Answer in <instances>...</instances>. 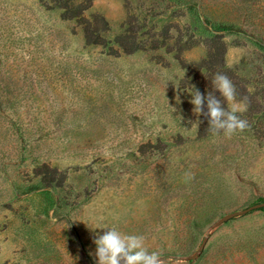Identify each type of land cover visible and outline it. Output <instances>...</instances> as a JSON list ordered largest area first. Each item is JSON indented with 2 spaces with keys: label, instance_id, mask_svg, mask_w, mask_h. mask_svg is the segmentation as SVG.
<instances>
[{
  "label": "rangeland",
  "instance_id": "obj_1",
  "mask_svg": "<svg viewBox=\"0 0 264 264\" xmlns=\"http://www.w3.org/2000/svg\"><path fill=\"white\" fill-rule=\"evenodd\" d=\"M217 72L246 98L231 138L189 103ZM263 201L264 0H0V264H95L104 226L163 264H264Z\"/></svg>",
  "mask_w": 264,
  "mask_h": 264
},
{
  "label": "clouds",
  "instance_id": "obj_2",
  "mask_svg": "<svg viewBox=\"0 0 264 264\" xmlns=\"http://www.w3.org/2000/svg\"><path fill=\"white\" fill-rule=\"evenodd\" d=\"M212 83L218 96L212 93L205 96L198 90L192 94L189 103L193 105L192 113L197 117L194 124L202 123L200 117L203 116L213 134L223 132L225 137L231 138L248 127V121L238 115L247 111L246 98L237 100L235 85L223 73L217 72ZM101 229L105 231L93 238L95 264H163L160 253L150 252L145 247L143 236L123 234L114 227L104 226Z\"/></svg>",
  "mask_w": 264,
  "mask_h": 264
},
{
  "label": "trees",
  "instance_id": "obj_3",
  "mask_svg": "<svg viewBox=\"0 0 264 264\" xmlns=\"http://www.w3.org/2000/svg\"><path fill=\"white\" fill-rule=\"evenodd\" d=\"M191 1V0H190ZM193 1V0H192ZM194 4H197V2H194ZM196 7V5H195ZM67 11L72 10L73 13L67 17L68 19L73 18L76 14H81L83 10L85 9L82 5L77 7H66ZM191 9H194L193 6H191ZM197 12H199V9H195ZM76 16H79V15ZM95 21L94 22H88L85 25L84 32H85V38L87 44H101L102 40H105L104 38V32H106L109 29V23L108 21L100 16V15H94ZM231 27H223V31H230ZM114 42L122 49L125 53H133L137 50H139L140 44L137 42L135 33L131 31V33L125 35V36H119ZM208 44V54L206 58H204L197 67L198 71L204 69L208 72H215L217 69H223L224 67V53H225V43L221 38L214 37L211 40L207 42ZM222 71V70H219ZM198 91H200L205 96L208 93L212 94H218L216 93V90L213 85H210L209 87H198Z\"/></svg>",
  "mask_w": 264,
  "mask_h": 264
},
{
  "label": "water",
  "instance_id": "obj_4",
  "mask_svg": "<svg viewBox=\"0 0 264 264\" xmlns=\"http://www.w3.org/2000/svg\"><path fill=\"white\" fill-rule=\"evenodd\" d=\"M263 206H264V201H263V202H259V203H255V204L249 206V207L246 209V211H247V210H252V209H257V208H260V207H263ZM220 223H221V220L218 221V222L216 223V225H219Z\"/></svg>",
  "mask_w": 264,
  "mask_h": 264
}]
</instances>
